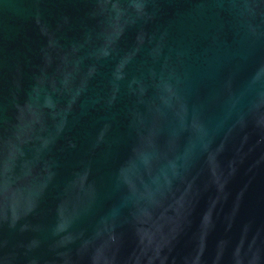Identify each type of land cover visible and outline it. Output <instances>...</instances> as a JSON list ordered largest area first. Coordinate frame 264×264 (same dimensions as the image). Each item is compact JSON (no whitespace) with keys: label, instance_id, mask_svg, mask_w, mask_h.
<instances>
[{"label":"water","instance_id":"1","mask_svg":"<svg viewBox=\"0 0 264 264\" xmlns=\"http://www.w3.org/2000/svg\"><path fill=\"white\" fill-rule=\"evenodd\" d=\"M0 264H264V0H0Z\"/></svg>","mask_w":264,"mask_h":264}]
</instances>
